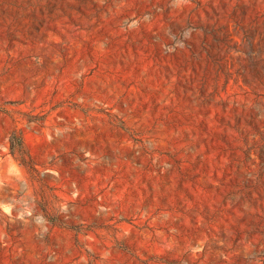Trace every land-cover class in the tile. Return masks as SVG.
Returning a JSON list of instances; mask_svg holds the SVG:
<instances>
[{
    "label": "rangeland",
    "instance_id": "obj_1",
    "mask_svg": "<svg viewBox=\"0 0 264 264\" xmlns=\"http://www.w3.org/2000/svg\"><path fill=\"white\" fill-rule=\"evenodd\" d=\"M0 264H264V0H0Z\"/></svg>",
    "mask_w": 264,
    "mask_h": 264
},
{
    "label": "trees",
    "instance_id": "obj_2",
    "mask_svg": "<svg viewBox=\"0 0 264 264\" xmlns=\"http://www.w3.org/2000/svg\"><path fill=\"white\" fill-rule=\"evenodd\" d=\"M9 147L11 152L14 154L15 152L19 155L20 163L24 166H27L28 163L26 161V153L24 151L23 143L20 137L16 136L15 133L11 134L9 137Z\"/></svg>",
    "mask_w": 264,
    "mask_h": 264
}]
</instances>
